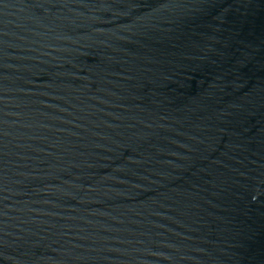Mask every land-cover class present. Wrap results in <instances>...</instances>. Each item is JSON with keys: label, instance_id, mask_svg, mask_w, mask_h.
<instances>
[{"label": "water", "instance_id": "obj_1", "mask_svg": "<svg viewBox=\"0 0 264 264\" xmlns=\"http://www.w3.org/2000/svg\"><path fill=\"white\" fill-rule=\"evenodd\" d=\"M0 264H264V0H0Z\"/></svg>", "mask_w": 264, "mask_h": 264}]
</instances>
